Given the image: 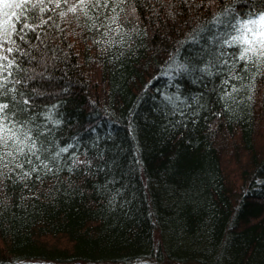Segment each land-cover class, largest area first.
Returning <instances> with one entry per match:
<instances>
[{"label": "trees", "instance_id": "obj_1", "mask_svg": "<svg viewBox=\"0 0 264 264\" xmlns=\"http://www.w3.org/2000/svg\"><path fill=\"white\" fill-rule=\"evenodd\" d=\"M229 8L243 0H45L29 13L35 32L5 52L20 66L8 88L21 83L2 102L43 133L52 171L3 169L0 264H264V63L245 70L213 38Z\"/></svg>", "mask_w": 264, "mask_h": 264}, {"label": "snow or ice", "instance_id": "obj_2", "mask_svg": "<svg viewBox=\"0 0 264 264\" xmlns=\"http://www.w3.org/2000/svg\"><path fill=\"white\" fill-rule=\"evenodd\" d=\"M48 2H51V0H48ZM64 2L67 3V0H64ZM236 2L239 3L241 0H236ZM111 3H115L116 7H119L128 3V0H79V5L84 6L85 9L90 4L96 9L108 8ZM43 4H45V0H36L35 3H33V0H19V2H15V0H0V14L4 17L0 19V179L4 176V168H8L9 172L19 169L20 179H31L33 173H36L35 179L40 180L39 172L41 168L48 172L52 171L47 158L42 155L47 151L43 142L40 141V135H43V133L34 135L32 129L26 127V122L16 119L18 113L15 111L12 112L10 117L7 114V110H10L9 103L2 102L9 93H16L15 85L21 83L19 79H16L13 87L8 88V84L13 82L11 78L15 75L12 69L15 68L19 71L20 66L15 57L9 59L5 52L10 54L20 50V46L13 39V36L20 41H24L29 31L35 32V27L25 21L28 20L29 13L33 9ZM28 5H31V8ZM57 7H59V3H57ZM243 7L244 10L240 12H237L234 8L224 9L222 13L213 18L212 23L217 27H224V30L218 32L213 38L222 47L240 49L238 60L245 62L244 69L247 70L249 63L254 61L264 63V0H243ZM16 9L20 10L19 13H17ZM8 10H11V14H9ZM120 10L123 11V8ZM39 11L40 13H45L47 9L40 7ZM68 11L75 13L77 7H70ZM112 11L116 12V8H112ZM85 14H87L86 11ZM61 15H64V13H61ZM118 18V13L110 18L108 24L110 30L111 25L116 23ZM41 23H47V21H41ZM18 25L20 26L18 27ZM116 31L119 32L120 28L117 27ZM190 42L199 43V41L195 40ZM6 43L11 44L12 47L5 49L4 44ZM226 55L231 54L221 51L216 57V62L228 64L227 59L221 60V57ZM234 66L233 64L232 67L234 68ZM179 70L188 72L195 69L180 65ZM201 71H208L207 66ZM236 78V76L230 77V79ZM228 82L225 79L222 84L227 85ZM232 91L236 92L238 89L233 85ZM20 95H23V93H20ZM230 95V93L225 92L221 98L226 100ZM12 100H16L15 95L12 96ZM23 104L30 106L29 99L23 100ZM27 110L28 108L25 107L19 111L25 112ZM46 117L49 122L56 125L60 124L59 120L53 119L52 109L48 110ZM72 147L73 145L69 144L66 147L59 148V151L52 156V160L58 159L61 153L68 152ZM35 161H39V164L35 163ZM26 165L30 167L26 169Z\"/></svg>", "mask_w": 264, "mask_h": 264}]
</instances>
